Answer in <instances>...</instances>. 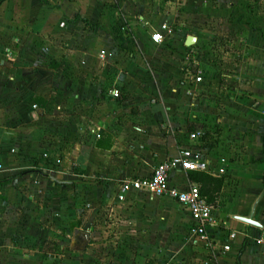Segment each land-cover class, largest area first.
I'll list each match as a JSON object with an SVG mask.
<instances>
[{
    "label": "crops",
    "instance_id": "1",
    "mask_svg": "<svg viewBox=\"0 0 264 264\" xmlns=\"http://www.w3.org/2000/svg\"><path fill=\"white\" fill-rule=\"evenodd\" d=\"M171 3L0 0V264L31 262L40 239L77 230L93 241L77 264L96 252L99 264H264V72L207 94L188 83L168 39L151 40ZM185 30L172 49L199 44ZM188 127L205 173L223 179L208 247L171 198L136 193L121 209L114 197L176 157ZM171 180L189 179L176 169Z\"/></svg>",
    "mask_w": 264,
    "mask_h": 264
},
{
    "label": "rangeland",
    "instance_id": "2",
    "mask_svg": "<svg viewBox=\"0 0 264 264\" xmlns=\"http://www.w3.org/2000/svg\"><path fill=\"white\" fill-rule=\"evenodd\" d=\"M163 10L165 16L171 18L167 25L172 35L165 41H169L172 51L167 55H175L179 69H186L190 77L194 69L201 70L205 77L201 86L206 89V94L213 85L230 88V85L244 82L242 75L251 69L264 72V0H172ZM62 25L60 23L59 26ZM182 28L187 29L185 34L196 33L200 38L199 44L190 47V51L181 48L179 52L171 48L172 36L181 34ZM126 180L129 179L123 181ZM119 187L115 191V199ZM130 206V203L118 205L121 209H129ZM50 241L49 244L47 240L40 239L33 260L24 264L78 263L74 259L78 257L74 256L77 252L71 249L72 236ZM91 244L93 241L89 240L87 246L91 248ZM103 255L106 253H94L90 262L99 264L97 259L103 260Z\"/></svg>",
    "mask_w": 264,
    "mask_h": 264
},
{
    "label": "built area",
    "instance_id": "3",
    "mask_svg": "<svg viewBox=\"0 0 264 264\" xmlns=\"http://www.w3.org/2000/svg\"><path fill=\"white\" fill-rule=\"evenodd\" d=\"M169 35H172V31L167 23H163L160 29L152 34L151 40L155 44H162ZM194 70L195 72L187 80L188 83L192 85L204 84V73L199 69ZM112 96L116 99L119 98V94L116 92H113ZM184 137V141L187 142L186 147L181 149L176 157L156 165L150 177L122 181L117 201L125 203L136 193H148L155 198L169 197L183 209L189 211L192 219L191 236L209 246L210 231L218 226L214 207L200 195L199 187L196 184L188 180L185 187H179L174 185L171 180L172 171L178 167L186 175L187 172H206L208 169V163L202 158L200 151L194 148L201 134L186 131ZM230 238H234V234H231ZM255 242L260 247L261 258L264 262V235H260ZM224 249L228 250L229 247L225 245Z\"/></svg>",
    "mask_w": 264,
    "mask_h": 264
},
{
    "label": "trees",
    "instance_id": "4",
    "mask_svg": "<svg viewBox=\"0 0 264 264\" xmlns=\"http://www.w3.org/2000/svg\"><path fill=\"white\" fill-rule=\"evenodd\" d=\"M164 2L172 0H163ZM190 50L191 48H186ZM193 127H188L187 132H192ZM188 179L191 183L197 184L199 187L200 195L207 200V202L214 206L220 189L223 186V179L216 178L205 172H187Z\"/></svg>",
    "mask_w": 264,
    "mask_h": 264
},
{
    "label": "water",
    "instance_id": "5",
    "mask_svg": "<svg viewBox=\"0 0 264 264\" xmlns=\"http://www.w3.org/2000/svg\"><path fill=\"white\" fill-rule=\"evenodd\" d=\"M196 43V38L194 36H188L185 39L184 46L186 48H190ZM179 169V167H178ZM244 223L252 226H258L251 218H243L240 219ZM90 236L85 231L77 230L73 233L72 241H71V249L75 252L82 253L86 250V247L89 243Z\"/></svg>",
    "mask_w": 264,
    "mask_h": 264
}]
</instances>
